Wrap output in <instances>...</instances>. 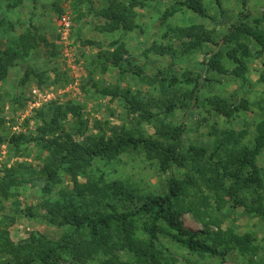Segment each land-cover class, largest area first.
<instances>
[{"label":"rangeland","instance_id":"obj_1","mask_svg":"<svg viewBox=\"0 0 264 264\" xmlns=\"http://www.w3.org/2000/svg\"><path fill=\"white\" fill-rule=\"evenodd\" d=\"M118 1L128 5L134 13L136 27L131 31L103 30L105 20L98 13L111 0H0V49L11 48L19 54L0 82V178L5 168L16 163H30L37 169L38 150L30 145L29 152H17L15 146L9 144V138L20 133L33 134L40 124L37 111L43 107L47 110L48 103L73 100L80 105L85 128L83 135H74L80 141L85 136H98L100 130L110 135L112 129L160 138L156 133L160 121H164L167 132V138L163 140L173 141L175 137L169 135L176 136L184 110L178 108L166 113L165 105L170 100L177 105L187 102L183 94L193 87V83L171 86L161 79L202 76L204 52L214 49L213 42L219 40L242 10L241 0H202L201 6L208 17L179 4L181 0ZM134 1L136 3L131 5ZM249 12L246 24L264 35V0H250ZM62 16L70 18L67 35L59 31ZM32 28L47 43L41 45L44 51L28 49L25 53L22 44L26 43ZM182 29L205 36L209 34L213 42H202L199 48L186 51L183 44L190 38L180 32ZM239 42L243 44L241 48L237 44L221 48L219 60L223 72L212 68L207 73L208 79L202 85L199 100L185 118L183 134L187 145L210 151L219 140H224L229 149L235 144L233 141L238 140L237 146L253 147L256 126L264 120V51L250 35L245 34ZM118 45H122L120 66L127 72L107 65L109 53ZM50 51L54 54L49 55ZM241 60L246 67L244 70H238ZM28 70V77L22 82ZM125 96L155 116L142 119L137 113L129 114ZM215 97L222 100L225 109L234 106L239 109L227 116L218 113L209 102ZM37 101L40 104L35 105ZM226 152L221 153V158H226ZM186 158L183 166L174 168V175L178 179L189 175L196 180L199 185L190 186L188 192L206 205L198 208V214L184 213L181 217L184 226L192 230L209 229L227 242L233 241L232 244L235 236L249 233L253 237L251 248L240 251L233 245V250L221 260L208 255L199 257L162 236L157 243L161 264H264V148L256 157L263 185L258 190L251 187L242 193L251 206L250 211L236 205L225 190L219 189L216 193L204 185L203 176H210L212 169L203 161ZM87 174L105 182L117 180L133 190L136 196L162 195L167 177L157 160L147 158L140 148L129 149L112 159H94ZM35 180V176L27 177V181L14 188L15 196L2 202L0 234L4 246H15L22 239L54 240L63 232H72L68 225L58 228L23 215L16 216L11 222L9 216L14 200L21 206H38L43 200H62L72 194L75 187L84 189L87 177L79 175L73 180L60 171L59 181L46 199L43 184L39 185ZM228 184L229 181L224 180V185ZM131 205L127 203V206ZM136 234L143 237L141 228ZM115 252L122 259L131 260L124 247ZM14 259V254L0 252V264ZM107 260L99 253L84 264H102Z\"/></svg>","mask_w":264,"mask_h":264},{"label":"trees","instance_id":"obj_2","mask_svg":"<svg viewBox=\"0 0 264 264\" xmlns=\"http://www.w3.org/2000/svg\"><path fill=\"white\" fill-rule=\"evenodd\" d=\"M201 2L202 0H181L179 4L187 6L201 16L208 17ZM249 2L250 0H241L242 10L216 42H213L209 34L205 36L203 33L195 34L193 31L180 30L190 38V41L183 44L186 51L199 48L202 42H213L215 47L211 51L204 52L202 76L198 78L188 76L182 79L171 76L161 79L171 86L193 83V87L183 94L187 102L177 105L170 100L165 105L166 113L178 108L184 110V118L176 136L169 135L175 137L173 141L163 140L167 138L164 121H160L161 126L156 131L160 138L135 135L129 130L112 129L110 135L100 130L98 136H85L83 140H77L74 135H83L85 120L80 105L73 100L46 104L47 110L43 107L37 111L40 124L36 126L33 134L20 133L9 138V144H13L17 152L20 150L29 152L30 145L36 148L39 164L37 169L26 162L5 168L0 178V208L4 200L16 195L14 188L27 181V177L35 176V183L43 184L42 192L45 199L51 193L53 186L58 183L60 171L73 180L79 175L86 176L87 182L84 189L75 187L74 192L62 200L52 202L43 200L38 206H21L17 205V200H14L13 211L9 216L11 222L15 221L16 216L23 215L30 219H40L58 228L68 225L72 227V232H63L54 240L22 239L15 246H4L0 234V252L6 251L15 256L14 261L7 264H65L67 261L71 264H84L99 253L108 258L102 264H161L157 243L162 236L175 241L199 257L208 255L219 257L221 260H225L233 250V245H237L240 251L251 248L253 237L249 233L235 236V243L232 244L233 241L227 242L219 233H211L209 229L201 231L185 227L181 219L182 215L186 212L198 214V208L201 205L205 206L206 202L199 201L195 195L188 192L190 186L199 185L196 180L189 175L184 179H178L174 175V168L183 166L187 156L195 161H203L213 171L210 176H203L204 185L216 193L219 189L225 190L236 205H242L247 211L251 210V206L242 193L251 187L258 190L263 185L256 157L264 148V120L256 126L253 147L237 146L238 140L234 142L230 139L235 143L230 149L227 148L224 140H219L213 149L208 151L205 148L187 145L183 134L186 115L199 100V92L204 81L208 79L207 73L212 68L223 72L219 60L223 45L237 44L241 48L243 44L239 41L247 34L264 51V35L256 33L246 24L250 16ZM134 3L136 1L131 5ZM58 12L60 13L61 10L58 9ZM98 14L105 20L103 30L106 32L119 29L131 31L136 27L132 9L118 0H111ZM34 29L30 30L26 43L22 44L25 53L28 49L44 51L41 45L47 42ZM121 50L122 45H118L109 53L107 65L120 69V72H127L120 66ZM234 50L237 51L235 46ZM53 54V51L49 52V55ZM18 56V52L11 48L0 49V82L5 79L8 68L14 64ZM245 68L241 60L238 70ZM28 72L29 70L25 72L22 82L27 79ZM239 74L240 72L237 71L236 75ZM124 100L129 114L137 113V117L142 119L155 116L127 96ZM209 102L218 113L226 116L239 109V106L225 109L222 100L217 97L211 98ZM69 118L71 121L68 120ZM69 121L72 126L69 125ZM137 148L142 149L147 158L157 160L161 171L166 173L162 195L136 196L133 190L127 189L117 180L105 182L102 178L95 179L88 176L87 171L94 159H112L122 152ZM224 150H227L225 159L221 158ZM224 180L229 181L227 186L224 185ZM127 203L132 205L127 206ZM91 209L96 213L90 212ZM138 228H141L143 237L136 234ZM123 247L131 256V260H124L115 252Z\"/></svg>","mask_w":264,"mask_h":264},{"label":"built area","instance_id":"obj_3","mask_svg":"<svg viewBox=\"0 0 264 264\" xmlns=\"http://www.w3.org/2000/svg\"><path fill=\"white\" fill-rule=\"evenodd\" d=\"M69 28H70V18L69 16H62V20L59 24V31L62 33V34H65L67 35L68 31H69ZM66 38V37H65ZM34 93H36L35 90H33ZM49 97V96H48ZM38 105L40 104V101H37L35 102V105Z\"/></svg>","mask_w":264,"mask_h":264}]
</instances>
